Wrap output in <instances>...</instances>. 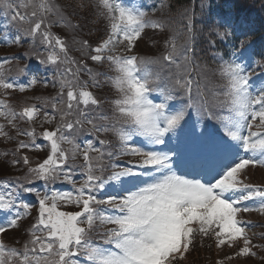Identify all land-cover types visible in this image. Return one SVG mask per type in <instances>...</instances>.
Instances as JSON below:
<instances>
[{"label":"snow or ice","instance_id":"1","mask_svg":"<svg viewBox=\"0 0 264 264\" xmlns=\"http://www.w3.org/2000/svg\"><path fill=\"white\" fill-rule=\"evenodd\" d=\"M89 6L93 15L106 21L103 35L94 44L76 38L74 33L83 26L71 19L79 15L76 9L82 12ZM167 6V0H160V9ZM0 9L6 17L5 30L17 23L27 25L17 28L12 40L6 34L4 39L18 46L24 41L35 46L38 40L44 49L37 53L44 57L40 63L54 66L53 87L59 85L55 97L36 98L42 100L41 106L25 104L17 111L6 98L0 99V118L15 130V137L10 136L0 123V137L17 141L11 165L28 166L23 179L0 182V213L6 216L0 223V237L18 229L30 215L34 205L25 202V194H34L38 202L35 222L21 248L0 238V264H178L197 236L212 238L218 248L236 247L242 240L235 255H255L245 232L253 225L238 219L241 212L264 214V186L245 183L242 178L249 166L264 167V81L253 88V76L257 68L264 73V61L253 58L248 32L227 18L217 17L207 24L206 44L213 60L220 61L217 71L225 81L220 86L223 91L215 96L217 106L226 108L227 114L218 116L207 107L206 85L201 84L207 79L208 64L195 62L198 35L205 28H196L192 9L181 11L183 25L177 32L167 22L150 18L141 0H76L75 5L55 0H0ZM156 11L154 6L151 12ZM54 26L73 33L72 42L79 45L76 50L83 59L70 56L68 40L54 34ZM166 27L172 34L164 41L161 55L135 52L146 29L164 31ZM180 35L185 37L183 42L178 40ZM225 45L231 47H221ZM118 46L122 47L120 54H116ZM255 56L264 57V50ZM88 60L99 67L107 65L114 75L94 71ZM8 63L7 58L0 61V95L8 97L9 90L23 93L38 83L32 78L26 86L5 78ZM18 72L22 74L24 69L18 68ZM82 72L87 80L81 79ZM101 76L105 79L100 80ZM105 84L115 91L114 98L106 100L91 90H102ZM173 101L179 106L170 103ZM105 103L110 105V115ZM49 106L51 114L43 110ZM192 112L218 121L219 126L206 127L199 134L192 126L183 141L168 145L166 151L157 150L155 146L167 145L166 137L174 135L182 122L187 127L185 118ZM57 114L54 129L40 133L49 144L48 155L32 167L27 155H18L23 149L41 148L31 125L41 116V126L52 124ZM18 122L30 127L21 128ZM76 130L96 134L100 146L92 139L82 147L76 144L71 136ZM109 133L119 141L118 152L108 151L110 141L100 138ZM135 138H142L146 146H139ZM63 144L73 147L68 150ZM78 154L82 164L77 166L70 161ZM119 156L138 160L129 167L105 163L106 158L112 161ZM77 169L83 180L74 192L41 194L30 186L33 181L47 185L61 177L75 185ZM100 192L115 194L98 198ZM249 201L253 204H246ZM61 203L80 210L62 211ZM94 232L100 243L93 241Z\"/></svg>","mask_w":264,"mask_h":264},{"label":"rangeland","instance_id":"2","mask_svg":"<svg viewBox=\"0 0 264 264\" xmlns=\"http://www.w3.org/2000/svg\"><path fill=\"white\" fill-rule=\"evenodd\" d=\"M143 1L144 0H141L142 3H143ZM145 1H147V0H145ZM1 16L2 17H0V49H3V48H24V47H26V44L29 43L27 41L22 42V46H18L15 44H10L4 39L5 34L7 35L9 41L14 38V36L16 35V27H18V23L14 24V26L12 28H8L7 30H5L4 24L6 22V17L4 16V14H1ZM168 25L172 29H174V28L177 29L176 27H172L170 24H168ZM68 32H69L68 29L59 26V31H57L55 33L61 37H65L68 40L70 56L76 58L77 60L83 59V57L81 56V53L76 50L79 47V45H77V44L74 45V43L72 42L73 34H69ZM162 34H163V31H160L159 29H157V34H155L153 32V30L149 28L144 33L143 38L138 42V45L135 48V52L140 54V55H144L151 48H154V49L161 48L162 45L159 43V39H161ZM87 39L89 40L90 43L92 42V40H96V38H94V36L87 38ZM164 49H165V47H164ZM43 51H44L43 46H41L39 44H37L36 49L35 48L26 49V51L24 53V61H22V62L24 64H26L28 62L33 63L34 66H37V67H34L33 70L34 69L40 70V67H41V72L43 74L48 75L49 77H53L55 79V77H54V71H55L54 66L40 63V59L44 58V57L38 56L37 53H42ZM121 52H122V47L118 46L116 49V54H120ZM5 58H7L9 60V63H12L15 59V56L13 58L4 57V59ZM15 63L18 65L16 60H15ZM86 63L90 64L91 66H94V64L91 63L90 60L86 61ZM7 66L9 67L10 70H12V68L9 65H7ZM103 68H104V66L100 67L98 69L102 70ZM110 74L114 75L113 72H110ZM32 78H34V75L32 76ZM32 78H30L29 80H26L24 84L26 86H28L29 81ZM81 79L82 80L88 79V76L85 72L81 73ZM55 83H56V79H55ZM259 84H260V81H255L253 88L258 87ZM30 87L31 86H29L27 88H30ZM58 88H59V85L57 83V87L55 88V90H58ZM35 90L37 92L41 91L39 86H37V85H35ZM91 90L98 95L100 93L99 89L93 88ZM24 99L28 100V98H24ZM38 103L42 104V101H39ZM25 104H34V103H33V101L30 100L29 102L21 103L19 106L16 104H13V108H15L17 111H19L20 108ZM49 128H50V125L38 126V127H36V134L38 132H42L44 129H49ZM253 130L255 131L256 129L254 128ZM261 131H264V129H261ZM71 136L74 137L78 141L81 137L78 135H74L73 132L71 133ZM108 137L111 138L110 134H108ZM87 138H89V136H87ZM94 138H96V137L94 136ZM135 140L139 146H141V147L146 146L143 143L142 138H135ZM116 147H119V146H116ZM155 147L157 148V150H159V146H155ZM41 149H44V146H42L39 150H31V151L29 150L31 153V160L33 159V167L36 166L38 163L42 162L44 159H46V154H45V152H41ZM18 155H27L29 157V153L26 150H21V153ZM13 159H14V157H13ZM120 159H121V162L123 164L128 165V166L135 165L136 161L138 160L137 157H132V156H122V158H120ZM70 163H73L77 166L81 165L82 164V156H80L78 154L77 159L75 161H70ZM173 166L175 167V165H173ZM3 167H4V170L1 171L2 174H8V173H11L10 172L11 167H13V166L11 164H5V165H3ZM13 168H14V170H12V172H14V175L19 174V173H24V171H22L24 169V167L20 168L19 165H16ZM251 169L252 170L255 169L252 172V174H251L249 169L247 170L249 172V175H250L249 180L252 181L251 184L258 185V186H264V171L259 170V168H254V167H252ZM245 174H248V173L245 171ZM14 177L17 178L16 176H14ZM242 178H244V176ZM74 179L76 181L75 185L63 181L62 177L60 180H57L54 183H48V184L55 187V192H74L75 187H78L79 184L83 180V177L80 175L79 169H77V171L74 175ZM245 183H249V181H246ZM104 193L105 192L97 193L98 198H103ZM25 197L26 196L24 195L22 198L25 199ZM246 204L252 205L251 201L246 202ZM103 207L106 208L107 206H103ZM36 209H38V202L36 204ZM60 210H62V211H79L80 209L77 208L75 205H71V204L64 205L63 203H61ZM241 213H244V212H241ZM257 214L259 216H257ZM244 215H246L248 217V220H251L255 225V227H253L254 235H258V236H254V237H258L259 239H261V241H264V234L261 233L263 230L260 228L261 226H264V214H261L258 211H250V212H245ZM5 221H6V216L3 213H0V223H4ZM25 225L26 224L23 223L20 225V227L18 229L8 230L7 233L6 234L4 233L3 236L0 238H2L5 242V244H7L9 246L21 248L23 245V242L28 239V235L23 232V226H25ZM106 227H111V225H108ZM100 230H103V228H101ZM245 230L250 233V229L245 228ZM260 237H262V238H260ZM249 238L251 239V237H249ZM17 241H19V243H17ZM258 245L260 248L261 247L264 248V242H261ZM242 246H243V241L241 240L236 247H229L228 245H224L223 247L218 248L216 246V244L214 245V247H211L210 243L208 241V237L201 238V237L197 236L196 239L194 240V245L191 249L198 247V252L193 253V250L191 252H189L187 254L188 256L186 255V257L181 261V264H204L208 260L211 262V257H213V256H215V258H217L218 261H222L223 264H256L255 263L256 261L254 259L247 258V257H250L251 255L240 256L241 257L240 259L236 258L238 256H236L234 254L236 252H238L239 247H242ZM250 247L252 250V248L253 249L256 248V245L252 242ZM228 257H231L230 259L231 260L233 259V261H231ZM253 257H255V256H253ZM188 258H189V260H188Z\"/></svg>","mask_w":264,"mask_h":264},{"label":"trees","instance_id":"3","mask_svg":"<svg viewBox=\"0 0 264 264\" xmlns=\"http://www.w3.org/2000/svg\"><path fill=\"white\" fill-rule=\"evenodd\" d=\"M179 2L181 3H187V0H178ZM241 4L244 2V3H248L250 0H238ZM255 2H258L259 6L262 8L261 10L263 11L264 13V0H255ZM4 170V167L0 165V171H3ZM263 264V263H262Z\"/></svg>","mask_w":264,"mask_h":264}]
</instances>
